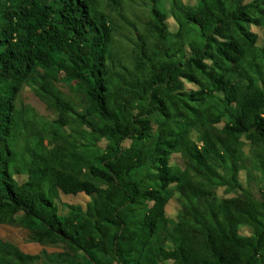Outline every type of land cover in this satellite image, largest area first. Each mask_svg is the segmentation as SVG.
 <instances>
[{"label":"trees","instance_id":"1","mask_svg":"<svg viewBox=\"0 0 264 264\" xmlns=\"http://www.w3.org/2000/svg\"><path fill=\"white\" fill-rule=\"evenodd\" d=\"M159 1L137 24L125 0H0V224L86 264H264V43L251 31L264 0H169L176 33ZM242 138L261 197L240 180ZM39 260L0 237V264Z\"/></svg>","mask_w":264,"mask_h":264},{"label":"rangeland","instance_id":"2","mask_svg":"<svg viewBox=\"0 0 264 264\" xmlns=\"http://www.w3.org/2000/svg\"><path fill=\"white\" fill-rule=\"evenodd\" d=\"M126 1V11L125 15L130 21L144 22L149 16V12L143 7V0H134V3H130L129 0ZM184 3H195V0H183ZM159 7L169 15V29L172 33H176L178 30V25L174 18L171 16V3L169 0H160ZM140 18V20H139ZM141 24V23H140ZM251 31L258 35L259 45L262 46L264 43V28L258 26H252ZM58 88L65 94L72 96L70 89L65 84H58ZM187 88L198 90V87L192 84H186ZM23 102L31 106L36 110L38 115L52 123L58 118V113L42 102L35 94L33 88L25 86L20 93ZM73 97V96H72ZM219 129L223 127L222 125L217 126ZM68 130V128H66ZM196 134L192 135L193 139H196ZM242 151L246 157L245 165L247 169L240 173V180L245 188L251 189L256 196L261 197L262 184L260 182V172L256 165L255 160V147L251 145L249 141L242 138ZM106 142H102V146H105ZM129 146V143L126 144ZM173 164L183 165L180 155L173 156ZM216 194L221 199H228L232 197L241 196V192H227L226 188H219ZM90 202V198L85 194H79L77 196H67L61 194V203L66 206H79L83 210H86L87 205ZM182 199L179 197L178 193H175L173 198L170 200L166 208L167 217L171 220H176L179 211L182 208ZM68 211L65 207L64 213ZM243 234H248L246 228L242 229ZM0 237L3 241L13 245L15 248L20 250L22 253L27 255H37L40 260L36 264H86L83 254L72 251L64 243L52 244L49 242H38L35 240L34 233L25 230L19 226L11 225H1L0 224Z\"/></svg>","mask_w":264,"mask_h":264}]
</instances>
